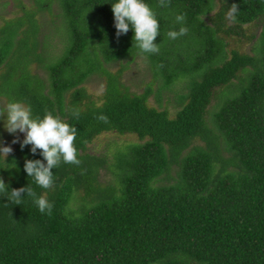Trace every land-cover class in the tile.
Segmentation results:
<instances>
[{
    "label": "trees",
    "instance_id": "1",
    "mask_svg": "<svg viewBox=\"0 0 264 264\" xmlns=\"http://www.w3.org/2000/svg\"><path fill=\"white\" fill-rule=\"evenodd\" d=\"M8 2L0 103L74 126L81 164L61 162L42 189L23 170L25 159L43 160L39 150L16 143L0 156L9 191L30 186L53 205L41 213L27 196L17 205L0 193V264H264V0H144L160 49L144 56L131 29L117 38L116 0L0 7ZM233 3L235 23L225 18ZM181 26L186 35L167 36ZM139 58L151 80L136 93L122 77ZM91 78L104 83L97 98ZM6 118L0 107V130ZM103 134L136 141L94 151Z\"/></svg>",
    "mask_w": 264,
    "mask_h": 264
},
{
    "label": "clouds",
    "instance_id": "2",
    "mask_svg": "<svg viewBox=\"0 0 264 264\" xmlns=\"http://www.w3.org/2000/svg\"><path fill=\"white\" fill-rule=\"evenodd\" d=\"M169 0H159L160 7H167ZM238 5L233 3L227 10L225 18L235 23L237 19ZM111 11L114 17V27L116 36L119 38L131 31L133 32L132 41L140 50V54H158L159 44L154 43L159 36V22L156 13L144 2V0H116L111 4ZM176 22L183 25L184 15H177ZM188 28L181 26L178 31H168L167 36L172 39H178L186 35ZM146 59V56H145ZM7 114L4 129L14 135L19 132L23 134V140L18 138L12 140V144L20 143L21 149L25 146H31L30 152L37 154L41 159H25L23 170L28 177H31L35 184L42 189H50L54 185L53 169L58 167L61 162L80 166L77 149L74 141L77 137V130L74 126L62 121L58 116L53 115L47 109L44 110L43 117L33 115L32 108L23 102L9 100L5 104ZM73 116L79 117L78 110H73ZM98 120L108 123L105 115H99ZM11 146H3L0 141V156L4 159L12 154ZM0 193L7 194L5 197L9 202L19 205L25 196L30 198L41 213L46 211L50 214L53 205L49 203L45 195H38L30 186L18 189L8 190L0 177ZM22 194H26L22 198ZM7 206V204H5Z\"/></svg>",
    "mask_w": 264,
    "mask_h": 264
},
{
    "label": "rangeland",
    "instance_id": "3",
    "mask_svg": "<svg viewBox=\"0 0 264 264\" xmlns=\"http://www.w3.org/2000/svg\"><path fill=\"white\" fill-rule=\"evenodd\" d=\"M26 4L28 0H23ZM15 8L13 6V3L8 2L6 7H0V16L3 17H10L13 15V12H15ZM250 32H256L255 28H247ZM259 30V29H258ZM232 36L227 37L228 46L232 47L234 45L233 39H231ZM57 40H53V42H56ZM57 44V43H56ZM242 49L246 51L247 46L244 47L241 46ZM118 68V65H115L111 68L112 71H115ZM123 81L124 83L130 87V89L136 93H140L143 88V84L147 83L151 80L150 75L146 72V65L142 62V59H136L133 64L130 65L129 69L124 71L123 73ZM103 80L98 78H91L87 84L86 88L88 92L94 97L97 98L99 95H101V92L103 90ZM149 105L155 106V102L153 99V96H151L148 100ZM0 107L5 108V104L0 103ZM4 127V125H2ZM22 136L21 133L17 132L14 135H10L4 128L3 130H0V141H3V146H11L12 149L15 144H12L13 139H20ZM116 142L117 145H124L131 142L136 141V137L132 135H123V136H115L113 134H103L99 136V138L93 143V150L100 152L103 150H106V146L109 145L112 142ZM104 178H107L104 176ZM104 180V179H103Z\"/></svg>",
    "mask_w": 264,
    "mask_h": 264
}]
</instances>
